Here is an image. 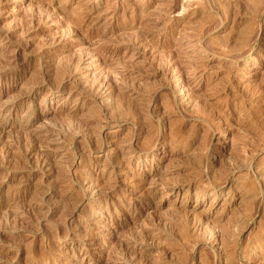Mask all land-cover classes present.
Returning a JSON list of instances; mask_svg holds the SVG:
<instances>
[{"label":"rangeland","instance_id":"1","mask_svg":"<svg viewBox=\"0 0 264 264\" xmlns=\"http://www.w3.org/2000/svg\"><path fill=\"white\" fill-rule=\"evenodd\" d=\"M0 264H264V0H0Z\"/></svg>","mask_w":264,"mask_h":264},{"label":"bare ground","instance_id":"2","mask_svg":"<svg viewBox=\"0 0 264 264\" xmlns=\"http://www.w3.org/2000/svg\"><path fill=\"white\" fill-rule=\"evenodd\" d=\"M232 163V162H231ZM230 164V163H229ZM233 166H235V165H233ZM228 168V167H227Z\"/></svg>","mask_w":264,"mask_h":264}]
</instances>
